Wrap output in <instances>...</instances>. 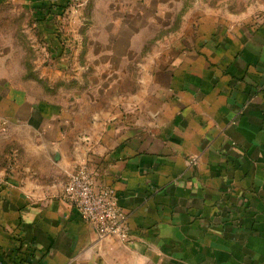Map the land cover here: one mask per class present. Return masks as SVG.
<instances>
[{
  "label": "crops",
  "instance_id": "1",
  "mask_svg": "<svg viewBox=\"0 0 264 264\" xmlns=\"http://www.w3.org/2000/svg\"><path fill=\"white\" fill-rule=\"evenodd\" d=\"M11 3L38 52H0V264H264V0ZM79 167L129 242L64 198Z\"/></svg>",
  "mask_w": 264,
  "mask_h": 264
},
{
  "label": "built area",
  "instance_id": "2",
  "mask_svg": "<svg viewBox=\"0 0 264 264\" xmlns=\"http://www.w3.org/2000/svg\"><path fill=\"white\" fill-rule=\"evenodd\" d=\"M90 0H71L74 12H79ZM191 164H196L193 159ZM92 174L86 167L77 168L64 188V198L81 216L92 223L101 238L114 237L129 242L128 215L119 206L116 193L106 189L97 193Z\"/></svg>",
  "mask_w": 264,
  "mask_h": 264
},
{
  "label": "rangeland",
  "instance_id": "3",
  "mask_svg": "<svg viewBox=\"0 0 264 264\" xmlns=\"http://www.w3.org/2000/svg\"><path fill=\"white\" fill-rule=\"evenodd\" d=\"M75 32L79 34L80 30ZM36 39L37 32L32 17L24 13L21 6L11 3L0 7V52L4 51L12 56L9 64L15 73H19L22 68L27 71L30 69L28 58H34L35 52H38L34 46ZM39 50L41 54L44 53L42 48Z\"/></svg>",
  "mask_w": 264,
  "mask_h": 264
}]
</instances>
